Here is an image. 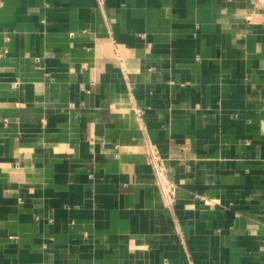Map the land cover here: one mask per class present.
<instances>
[{"label":"crops","instance_id":"0c3cea01","mask_svg":"<svg viewBox=\"0 0 264 264\" xmlns=\"http://www.w3.org/2000/svg\"><path fill=\"white\" fill-rule=\"evenodd\" d=\"M0 264H264V0H0Z\"/></svg>","mask_w":264,"mask_h":264},{"label":"built area","instance_id":"2783aa9c","mask_svg":"<svg viewBox=\"0 0 264 264\" xmlns=\"http://www.w3.org/2000/svg\"><path fill=\"white\" fill-rule=\"evenodd\" d=\"M148 161L151 164L154 171V180L164 191L166 195L167 204H173L175 201V187L170 182L163 158L159 154L157 148L148 145L147 146Z\"/></svg>","mask_w":264,"mask_h":264}]
</instances>
